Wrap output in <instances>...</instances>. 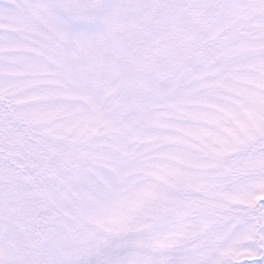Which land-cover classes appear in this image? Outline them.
<instances>
[{
  "label": "snow or ice",
  "instance_id": "6c2138e0",
  "mask_svg": "<svg viewBox=\"0 0 264 264\" xmlns=\"http://www.w3.org/2000/svg\"><path fill=\"white\" fill-rule=\"evenodd\" d=\"M0 264H264V0H0Z\"/></svg>",
  "mask_w": 264,
  "mask_h": 264
}]
</instances>
